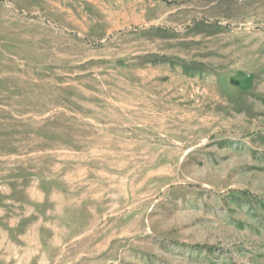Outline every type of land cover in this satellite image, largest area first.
Here are the masks:
<instances>
[{"label":"rangeland","instance_id":"1","mask_svg":"<svg viewBox=\"0 0 264 264\" xmlns=\"http://www.w3.org/2000/svg\"><path fill=\"white\" fill-rule=\"evenodd\" d=\"M0 264H264V0H0Z\"/></svg>","mask_w":264,"mask_h":264}]
</instances>
